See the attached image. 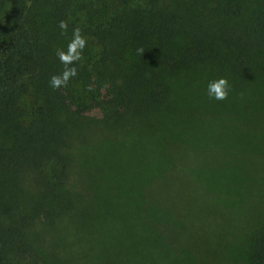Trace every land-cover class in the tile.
<instances>
[{"label": "trees", "instance_id": "trees-1", "mask_svg": "<svg viewBox=\"0 0 264 264\" xmlns=\"http://www.w3.org/2000/svg\"><path fill=\"white\" fill-rule=\"evenodd\" d=\"M76 27L84 61L54 90ZM216 113L240 146L181 138ZM261 125L264 0H0V264H264ZM124 143L129 178L100 189L112 168L91 183L93 160Z\"/></svg>", "mask_w": 264, "mask_h": 264}, {"label": "rangeland", "instance_id": "rangeland-1", "mask_svg": "<svg viewBox=\"0 0 264 264\" xmlns=\"http://www.w3.org/2000/svg\"><path fill=\"white\" fill-rule=\"evenodd\" d=\"M108 100V94L107 89L101 88L99 90V101L94 102L90 108H87L86 110H83L82 113L97 117L102 113V109L105 105V101ZM212 100V101H211ZM209 98L208 102H211L208 105V110L211 113L214 112V109L211 108L212 102H218L215 101V99ZM215 104V103H214ZM237 120L239 121V118L237 116L228 117L226 115H220L215 114L214 116L210 118H204L201 116L198 117H191V118H185L182 122L183 124L190 123L192 124V127L189 129H186L182 134L181 138L185 140H191L192 138L197 139L198 136L196 134L200 135V143L207 142V141H214V142H223L225 144H232V143H238L242 139V134H245L242 132V126L238 124ZM264 134V125H261L257 129H253L250 133H248V137H251L250 144H252V147L254 146L255 142L257 141V138L262 136ZM247 135V134H246ZM202 141V142H201ZM259 147V146H258ZM130 151L129 146L127 143H124L119 149H113L110 147L106 152L99 154L95 157L93 160L92 165L89 168L90 172V182L91 183H99L101 180H99V175L97 172H99L101 165L102 158H105L107 161V164L110 165L112 169L109 168V173L113 174V177L109 179L111 182H102V184L99 185L100 189H105L107 187V184L112 185L114 181H119L122 179V177L125 176V179L127 180L129 178L128 173L132 171H125L124 165L129 158L128 152ZM137 159V156H134ZM134 164L132 161L129 163V166L131 167ZM114 169H119L122 171V177L119 179L117 174L114 173ZM137 170H140L142 172H148L147 166H142L138 168ZM88 172V171H87ZM87 176V173H86Z\"/></svg>", "mask_w": 264, "mask_h": 264}, {"label": "clouds", "instance_id": "clouds-1", "mask_svg": "<svg viewBox=\"0 0 264 264\" xmlns=\"http://www.w3.org/2000/svg\"><path fill=\"white\" fill-rule=\"evenodd\" d=\"M62 36L67 35L69 31V24L65 20H61L58 24ZM88 38L82 34L79 27L72 29V37L67 44L66 49H57L56 55L60 63L64 66L60 74L52 75L50 78V86L54 90L66 88L69 82L78 75V68L76 65L83 63L84 50L87 46ZM138 54H143L142 48L137 49ZM231 91L229 81L225 77L212 80L207 85V95L211 99L217 101L227 100Z\"/></svg>", "mask_w": 264, "mask_h": 264}]
</instances>
